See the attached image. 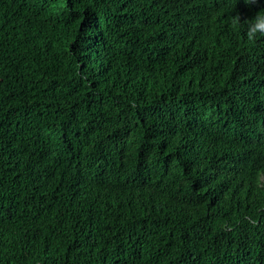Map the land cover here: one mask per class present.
I'll list each match as a JSON object with an SVG mask.
<instances>
[{"label": "trees", "instance_id": "trees-1", "mask_svg": "<svg viewBox=\"0 0 264 264\" xmlns=\"http://www.w3.org/2000/svg\"><path fill=\"white\" fill-rule=\"evenodd\" d=\"M248 14L0 0V264H264Z\"/></svg>", "mask_w": 264, "mask_h": 264}, {"label": "clouds", "instance_id": "clouds-1", "mask_svg": "<svg viewBox=\"0 0 264 264\" xmlns=\"http://www.w3.org/2000/svg\"><path fill=\"white\" fill-rule=\"evenodd\" d=\"M236 6L238 9L249 12L248 18L251 23L247 24L246 39L254 40L258 34L259 37L264 38V0L259 2L258 0H236Z\"/></svg>", "mask_w": 264, "mask_h": 264}, {"label": "snow or ice", "instance_id": "snow-or-ice-1", "mask_svg": "<svg viewBox=\"0 0 264 264\" xmlns=\"http://www.w3.org/2000/svg\"><path fill=\"white\" fill-rule=\"evenodd\" d=\"M258 2H259V0H258Z\"/></svg>", "mask_w": 264, "mask_h": 264}]
</instances>
